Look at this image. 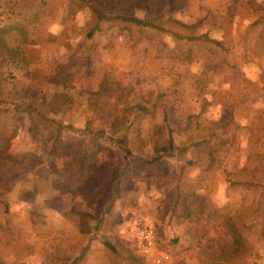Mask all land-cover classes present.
Listing matches in <instances>:
<instances>
[{
  "label": "rangeland",
  "instance_id": "obj_1",
  "mask_svg": "<svg viewBox=\"0 0 264 264\" xmlns=\"http://www.w3.org/2000/svg\"><path fill=\"white\" fill-rule=\"evenodd\" d=\"M47 1L55 12L44 36L26 44V66L17 68L0 51V98L38 107L54 128L83 129L90 122L104 132L90 145L93 159L40 151L33 167L0 175L10 206L0 212V261L63 264L68 257L79 258L73 264H115L105 246L111 241L136 264H199L202 246L233 241L228 231L238 219L252 240L245 264H264V180L256 187L227 179L251 153L264 152V136L253 142L250 131L258 133L264 118V0H86L105 11L130 5L155 21L171 16L217 39L228 34L224 56L192 59L157 42L134 43L124 31L90 36L89 5ZM6 20L0 13V22ZM165 39L174 47L172 36ZM134 104L144 107L137 129L142 146H134L144 159L124 158L109 139ZM200 140L206 142L192 146ZM36 148L24 126L8 150L19 159ZM153 156L161 159L145 161ZM185 194L189 212L180 203ZM139 216L154 220L152 250L139 244ZM163 249L171 256L157 262ZM216 258L210 260L225 264Z\"/></svg>",
  "mask_w": 264,
  "mask_h": 264
},
{
  "label": "trees",
  "instance_id": "obj_2",
  "mask_svg": "<svg viewBox=\"0 0 264 264\" xmlns=\"http://www.w3.org/2000/svg\"><path fill=\"white\" fill-rule=\"evenodd\" d=\"M73 4L79 8L89 5L86 0L73 1ZM116 6L112 11H105L89 5L93 23L90 28V36L97 30L103 34L112 31L128 32L134 43L157 42L170 54L181 59L195 58L198 53H220L223 56L226 54L225 41L229 39L228 34H225L221 39L209 37L205 33H200L196 25L188 24L177 18L169 16L155 21L137 16L136 8L130 5L119 3ZM55 8V3L47 0H2L0 13L3 18L5 15L7 20L0 22V51L10 58L14 66L17 68L26 66L25 46L44 36L45 21L47 17L54 14ZM167 35L172 36L174 47H171L166 41L165 36ZM143 109L144 107L140 104L128 106L124 110L128 118L123 129L109 135V139L126 152L124 158L144 159L145 157L144 152L134 150L135 145L142 146V139L137 129L143 117V113H141ZM53 125L54 120L50 119L38 107L30 104L25 106L18 99L0 98V175L9 174L12 169L24 164L33 167L34 163L32 162L37 159L40 151L42 153L47 151L51 154L66 151L76 158L85 160L94 158L90 145L94 143L97 135L104 132L103 127L92 128L90 122H87L83 129H75L62 124L54 128ZM24 126L37 143V148L34 151L26 152L22 158L18 159L8 149L19 134L20 127ZM257 128L260 129L258 133L254 131V127L250 128L253 142L264 136V118ZM50 130L54 134L52 136L45 135V131ZM202 142H206V140H200L192 146H200ZM173 149L172 145L168 152L171 153ZM160 159V156H153L146 158L145 161L155 163ZM122 174L123 171L119 169L118 179L115 182L120 180ZM227 179L230 183L239 182L258 187L264 180V152L261 154L251 153L241 172L237 174L229 172ZM3 195L4 193L0 191V212L7 214L10 212L9 201ZM190 197L189 194H185V197L181 199L182 211L189 212L191 210L187 204ZM262 202L264 203V200ZM196 203L197 200L194 204ZM228 233L233 237L232 242L202 246L199 264H216L215 261L210 260L212 255H216V260L225 264L246 263L252 250L249 229L237 219ZM218 245V250H216ZM105 246L115 264H125L124 261L126 264H136L135 259L129 262L128 258H125L111 241H105ZM78 259L76 258L74 262ZM74 262L68 257L63 258V264H73ZM0 264L3 263L0 261Z\"/></svg>",
  "mask_w": 264,
  "mask_h": 264
},
{
  "label": "built area",
  "instance_id": "obj_3",
  "mask_svg": "<svg viewBox=\"0 0 264 264\" xmlns=\"http://www.w3.org/2000/svg\"><path fill=\"white\" fill-rule=\"evenodd\" d=\"M134 225L141 248L146 251L154 249L158 243V233L154 220L147 216H139ZM170 256L169 251L163 249L158 254L157 262L167 261Z\"/></svg>",
  "mask_w": 264,
  "mask_h": 264
}]
</instances>
